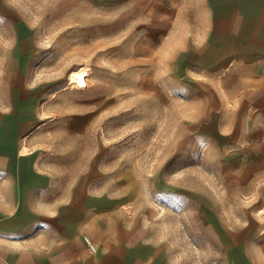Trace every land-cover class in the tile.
Segmentation results:
<instances>
[{"label":"crops","instance_id":"1","mask_svg":"<svg viewBox=\"0 0 264 264\" xmlns=\"http://www.w3.org/2000/svg\"><path fill=\"white\" fill-rule=\"evenodd\" d=\"M97 6L112 24L147 31L133 45L145 57L156 43L198 112L192 125L208 128L198 134L222 160V173L234 176L243 196L259 199L253 241L237 240L227 252L236 264H264V0ZM36 29L18 2L0 0V264H181L150 210L72 172L62 161L69 151L48 145L52 118L33 70Z\"/></svg>","mask_w":264,"mask_h":264},{"label":"rangeland","instance_id":"2","mask_svg":"<svg viewBox=\"0 0 264 264\" xmlns=\"http://www.w3.org/2000/svg\"><path fill=\"white\" fill-rule=\"evenodd\" d=\"M13 1L37 28L33 70L52 118L44 135L69 151L64 165L150 210L181 264H236L227 251L253 241L259 199L243 196L234 176L222 173V160L198 134L208 128L192 125L198 112L156 43L145 57L133 45L147 31L112 24L96 12L100 0ZM85 69L86 86L74 88L70 73ZM82 109L86 117L76 121Z\"/></svg>","mask_w":264,"mask_h":264},{"label":"bare ground","instance_id":"3","mask_svg":"<svg viewBox=\"0 0 264 264\" xmlns=\"http://www.w3.org/2000/svg\"><path fill=\"white\" fill-rule=\"evenodd\" d=\"M87 70H76L70 73L69 80L74 88H82L86 86Z\"/></svg>","mask_w":264,"mask_h":264},{"label":"built area","instance_id":"4","mask_svg":"<svg viewBox=\"0 0 264 264\" xmlns=\"http://www.w3.org/2000/svg\"><path fill=\"white\" fill-rule=\"evenodd\" d=\"M85 241H86V243L88 244V246H89V249L91 250V251H94L96 248H95V245L90 241V239L88 238V237H85Z\"/></svg>","mask_w":264,"mask_h":264}]
</instances>
